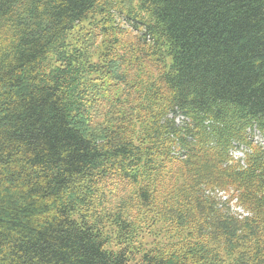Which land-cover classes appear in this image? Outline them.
<instances>
[{
	"label": "trees",
	"instance_id": "trees-1",
	"mask_svg": "<svg viewBox=\"0 0 264 264\" xmlns=\"http://www.w3.org/2000/svg\"><path fill=\"white\" fill-rule=\"evenodd\" d=\"M254 130L264 0H0V264H264Z\"/></svg>",
	"mask_w": 264,
	"mask_h": 264
},
{
	"label": "rangeland",
	"instance_id": "rangeland-1",
	"mask_svg": "<svg viewBox=\"0 0 264 264\" xmlns=\"http://www.w3.org/2000/svg\"><path fill=\"white\" fill-rule=\"evenodd\" d=\"M252 137H253V140L258 142V143H261L263 144L264 143V135L258 133L256 130H254V132L252 133ZM244 151H245V148L244 147H240V148H234L233 149V156L235 157V159H243L244 157ZM220 195L217 194L219 200L221 202L224 201L225 197L228 195L226 192L220 190ZM230 207L232 209L233 212H235L236 214H239L238 212H236V208L239 207L236 202H235V199L230 201ZM242 209V208H241ZM239 210V209H238Z\"/></svg>",
	"mask_w": 264,
	"mask_h": 264
},
{
	"label": "built area",
	"instance_id": "built-area-1",
	"mask_svg": "<svg viewBox=\"0 0 264 264\" xmlns=\"http://www.w3.org/2000/svg\"><path fill=\"white\" fill-rule=\"evenodd\" d=\"M221 193L220 192H218V195H220ZM239 209V210H238ZM236 212H238L239 213V216H244V215H246V212H244L243 211V209H241V207L239 206V207H237L236 209Z\"/></svg>",
	"mask_w": 264,
	"mask_h": 264
}]
</instances>
